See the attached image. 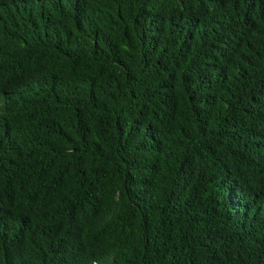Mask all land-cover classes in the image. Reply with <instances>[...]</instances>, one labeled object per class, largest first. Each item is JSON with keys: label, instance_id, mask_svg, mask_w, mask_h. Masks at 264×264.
<instances>
[{"label": "trees", "instance_id": "1", "mask_svg": "<svg viewBox=\"0 0 264 264\" xmlns=\"http://www.w3.org/2000/svg\"><path fill=\"white\" fill-rule=\"evenodd\" d=\"M0 264H264V0H0Z\"/></svg>", "mask_w": 264, "mask_h": 264}]
</instances>
